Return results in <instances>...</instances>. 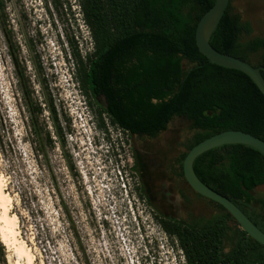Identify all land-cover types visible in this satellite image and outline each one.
<instances>
[{
	"label": "rangeland",
	"instance_id": "374dc122",
	"mask_svg": "<svg viewBox=\"0 0 264 264\" xmlns=\"http://www.w3.org/2000/svg\"><path fill=\"white\" fill-rule=\"evenodd\" d=\"M1 1L0 117L6 122L0 129L15 152L5 158L0 151V178L35 264H186L177 242L159 223L162 211L171 215L170 206L152 195L160 193V183L154 184L163 178L151 173L152 167L137 166L135 158L138 149L161 142L177 144V155L185 151L195 133L191 123L176 119L153 143L123 133L103 113L105 99L88 97L77 80L74 48L82 56L93 50L78 0H60L57 7L53 0ZM231 5L253 29L243 42L264 36V0H232ZM250 61L257 65L259 58ZM183 67L192 65L184 61ZM19 75L35 112H41L34 114L25 104ZM33 121L41 132L39 156ZM187 193L191 205L182 208L184 216L226 214ZM253 195L264 200V186ZM229 226L235 230V221ZM3 249L7 263L14 264L1 240L0 264ZM231 249L227 241L225 251Z\"/></svg>",
	"mask_w": 264,
	"mask_h": 264
},
{
	"label": "trees",
	"instance_id": "16d2710c",
	"mask_svg": "<svg viewBox=\"0 0 264 264\" xmlns=\"http://www.w3.org/2000/svg\"><path fill=\"white\" fill-rule=\"evenodd\" d=\"M53 3L56 7L61 4L60 0ZM78 3L93 50L82 56L74 48L77 80L88 97L105 99L103 113L114 127L129 136L154 139L167 130L173 119H187L195 133L182 162L195 146L222 132L242 131L264 141V95L247 75L212 64L196 45L198 23L216 0ZM252 32L250 23L243 22L230 4L210 44L218 52L251 64V57L256 55L259 61L253 65L264 67V37L242 40ZM184 61L192 67L184 70ZM19 83L29 108L32 102L23 75H19ZM49 108L56 122L51 98ZM32 109L34 114L41 112L40 108L37 112ZM5 122L0 117L2 127ZM32 127L39 156L41 132L36 121ZM48 142H52L50 137ZM0 151L5 158L15 152L11 143L5 142L1 129ZM194 171L205 185L232 201L264 232V200L253 195L264 186L263 154L245 145L223 146L200 156ZM17 194L23 196L19 191ZM213 204L226 214L206 219L203 224L159 220L163 231L177 242L186 264H264V246L236 222L233 230L229 226L232 216ZM227 241L232 243L228 253ZM5 252L3 249L2 263L8 264Z\"/></svg>",
	"mask_w": 264,
	"mask_h": 264
},
{
	"label": "water",
	"instance_id": "95a60500",
	"mask_svg": "<svg viewBox=\"0 0 264 264\" xmlns=\"http://www.w3.org/2000/svg\"><path fill=\"white\" fill-rule=\"evenodd\" d=\"M230 4L231 0H216L212 9L198 23L196 29V45L199 52L212 64L236 70L247 75L264 95V77L262 75L264 67H256L247 61L218 52L210 44V40ZM229 145L249 146L264 155L263 140L242 131L222 132L201 142L188 152L183 162L184 178L193 191L207 200L222 206L232 216L242 231L251 239L264 246V232L232 201L205 185L194 171L195 161L200 156L211 150Z\"/></svg>",
	"mask_w": 264,
	"mask_h": 264
},
{
	"label": "flooded vegetation",
	"instance_id": "af4514ba",
	"mask_svg": "<svg viewBox=\"0 0 264 264\" xmlns=\"http://www.w3.org/2000/svg\"><path fill=\"white\" fill-rule=\"evenodd\" d=\"M176 119L182 118L173 119L169 123L167 130L165 132L160 133L159 136L154 139L146 136H133L137 137L139 141L146 140L148 141V143H153L155 140H157L159 137L169 131L170 124ZM177 146V144L168 145L167 142H161L158 146L150 144L146 147H143L142 149L137 150L138 155L135 158V163L137 164V166L141 165L142 167H152L151 173H153L155 176L158 175L159 179L163 178V180H158L154 184L157 186L160 183V193L155 194L153 192L152 195L155 198L157 197V200L160 198V200L163 201L162 205L170 206L169 211L171 212V215L167 211H162L161 213L163 215L162 217H160V219H173L175 221L185 222L187 224H195L196 222L199 224H203L206 219L203 215H200L199 213L194 214L192 212H188L186 216L183 215L182 208L184 207V205H191L190 203L188 204V200L186 199L188 196L187 192L191 191L195 194L197 198H206L198 195L195 191H193L187 183L186 179L184 178V173L182 174L183 162L181 159L182 156L188 151V145L186 146V150L180 152L178 155ZM184 184L187 185L189 191L185 190V188L183 187Z\"/></svg>",
	"mask_w": 264,
	"mask_h": 264
},
{
	"label": "bare ground",
	"instance_id": "6f19581e",
	"mask_svg": "<svg viewBox=\"0 0 264 264\" xmlns=\"http://www.w3.org/2000/svg\"><path fill=\"white\" fill-rule=\"evenodd\" d=\"M12 199L0 178V240L16 264H35V258L26 243L20 239L19 219L11 213ZM14 263V264H15Z\"/></svg>",
	"mask_w": 264,
	"mask_h": 264
}]
</instances>
